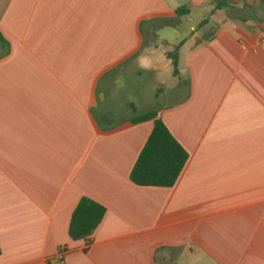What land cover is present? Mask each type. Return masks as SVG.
I'll return each instance as SVG.
<instances>
[{
	"label": "crops",
	"instance_id": "obj_1",
	"mask_svg": "<svg viewBox=\"0 0 264 264\" xmlns=\"http://www.w3.org/2000/svg\"><path fill=\"white\" fill-rule=\"evenodd\" d=\"M213 1L0 0V264H264V4ZM151 112L170 188L130 179ZM83 197L106 214L72 240Z\"/></svg>",
	"mask_w": 264,
	"mask_h": 264
},
{
	"label": "trees",
	"instance_id": "obj_2",
	"mask_svg": "<svg viewBox=\"0 0 264 264\" xmlns=\"http://www.w3.org/2000/svg\"><path fill=\"white\" fill-rule=\"evenodd\" d=\"M228 0H214L215 9L227 5ZM264 4V0H260ZM188 14L185 7L176 11L178 18ZM165 26L177 27L178 19L164 20ZM179 47L167 53L172 60L174 75L178 74ZM153 120V130L146 141L132 171L131 181L138 186L173 187L178 181L189 158L188 152L174 138L165 123L157 118V112L140 116L136 122ZM106 214V209L94 200L83 197L75 207L69 225L72 240L91 236L99 227ZM1 253V250H0Z\"/></svg>",
	"mask_w": 264,
	"mask_h": 264
},
{
	"label": "rangeland",
	"instance_id": "obj_3",
	"mask_svg": "<svg viewBox=\"0 0 264 264\" xmlns=\"http://www.w3.org/2000/svg\"><path fill=\"white\" fill-rule=\"evenodd\" d=\"M193 22H188L186 18H182V24L178 29H172V28H164V31L161 32V36L165 37L166 39L170 40V41H177V39L183 37V36H188L192 33V31L190 30V26L193 25ZM165 49L164 45H160L159 47V51H163ZM174 50V49H173ZM173 84L172 81H170L168 83V85H166V88L169 87L171 88V85ZM167 100L169 102H171L173 100L172 97H170L169 95L165 97V99L163 97L160 98V100H158L155 104H162L167 102Z\"/></svg>",
	"mask_w": 264,
	"mask_h": 264
},
{
	"label": "built area",
	"instance_id": "obj_4",
	"mask_svg": "<svg viewBox=\"0 0 264 264\" xmlns=\"http://www.w3.org/2000/svg\"><path fill=\"white\" fill-rule=\"evenodd\" d=\"M64 250L60 251L56 260V264H66L63 260Z\"/></svg>",
	"mask_w": 264,
	"mask_h": 264
}]
</instances>
